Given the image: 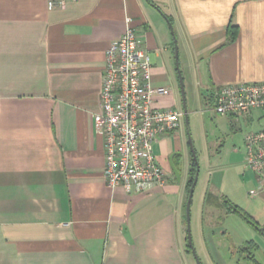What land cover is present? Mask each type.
I'll list each match as a JSON object with an SVG mask.
<instances>
[{
    "label": "crops",
    "instance_id": "1",
    "mask_svg": "<svg viewBox=\"0 0 264 264\" xmlns=\"http://www.w3.org/2000/svg\"><path fill=\"white\" fill-rule=\"evenodd\" d=\"M128 17L155 85L174 83L175 38L190 94L213 101L223 85L264 81V0H77L55 9L48 0H0V264H199L188 240L192 168L184 175L180 128L154 145L169 174L164 187L127 192L105 180L95 115L107 50ZM231 24L238 35L228 42ZM173 91L160 105L176 107ZM261 115L241 117L259 129ZM243 177L246 207L201 186L203 220L238 214L230 201L244 208L260 225L243 240L246 264H264V192L250 193L253 172ZM215 238L205 236L203 263L228 264Z\"/></svg>",
    "mask_w": 264,
    "mask_h": 264
},
{
    "label": "built area",
    "instance_id": "2",
    "mask_svg": "<svg viewBox=\"0 0 264 264\" xmlns=\"http://www.w3.org/2000/svg\"><path fill=\"white\" fill-rule=\"evenodd\" d=\"M69 1L48 0L50 9L64 8ZM174 93L172 87L155 85L152 62L142 47L132 18L124 34L107 50L101 110L95 127L103 136L107 185L127 192H145L164 187L169 174L154 152L159 137L181 126L185 112L159 101ZM217 114L241 117L261 111L264 119V81L223 85L213 93ZM246 168L255 176L251 194L264 192V123L246 135Z\"/></svg>",
    "mask_w": 264,
    "mask_h": 264
},
{
    "label": "rangeland",
    "instance_id": "3",
    "mask_svg": "<svg viewBox=\"0 0 264 264\" xmlns=\"http://www.w3.org/2000/svg\"><path fill=\"white\" fill-rule=\"evenodd\" d=\"M179 63L180 60L178 59ZM177 67V61L174 60ZM174 67L172 88L176 92V109L184 112L178 69ZM181 68V67H180ZM185 83V81H184ZM188 121L186 114L181 118L180 133L182 137V165L184 175L193 168V154L189 143V135L193 141L198 160V181L194 188L190 206V226L192 241L198 259L203 263L200 251L206 248L205 236L210 233L216 235L215 245L225 256L228 264H246L243 240L251 231L258 232L255 225L248 223L239 214L226 217L210 216L216 225L204 221L203 203L201 202V186L204 184L216 185L222 192L235 199L243 206L251 201L248 194L250 184L243 177L244 160L246 157V135L257 129V122H250L245 117H231L217 114L213 110V101H208L201 90L193 94L186 89ZM192 170V169H191ZM248 205V204H247ZM228 228L229 233L224 229ZM231 233V234H230ZM209 245L210 239L208 240ZM212 246V244H211ZM202 255V256H201ZM199 263V262H198Z\"/></svg>",
    "mask_w": 264,
    "mask_h": 264
},
{
    "label": "water",
    "instance_id": "4",
    "mask_svg": "<svg viewBox=\"0 0 264 264\" xmlns=\"http://www.w3.org/2000/svg\"><path fill=\"white\" fill-rule=\"evenodd\" d=\"M175 42H176V45H175V56H176L178 75H179L180 85H181V93H182V98H183L184 112L186 114L187 123H189V121H188V108H187L185 83H184V77H183V74H182V70L180 68V63L178 61V59H179V47H178L176 38H175ZM189 143H190V146H191L193 158H194L195 163H196L197 171H196L195 178H194V181L192 183V186L190 188L189 197H188V201H187L188 240H189V245L192 248V251L194 252L195 256L197 257V260H198L199 264H201L200 260L198 259L197 254H196L195 248H194V244H193V241H192L191 226H190V206H191V202H192V196H193V193H194V188H195L196 183L198 181V160H197L195 148H194V145H193V141H192L190 135H189ZM260 230L264 231V228H260Z\"/></svg>",
    "mask_w": 264,
    "mask_h": 264
},
{
    "label": "trees",
    "instance_id": "5",
    "mask_svg": "<svg viewBox=\"0 0 264 264\" xmlns=\"http://www.w3.org/2000/svg\"><path fill=\"white\" fill-rule=\"evenodd\" d=\"M150 1L153 3V0H150ZM228 33H229L228 42L235 40L237 38V35H238V26L231 24L229 26ZM196 171H197V167H196V163L194 160L193 168H192V175H191V178H190V181L188 184L189 189L191 188L192 183L194 181ZM230 203H231V206H230L231 211L237 212L239 215H241L249 223L255 225L256 227H260L259 223L255 220V218L249 212H247L244 208L240 207L239 205H237L231 201H230Z\"/></svg>",
    "mask_w": 264,
    "mask_h": 264
}]
</instances>
